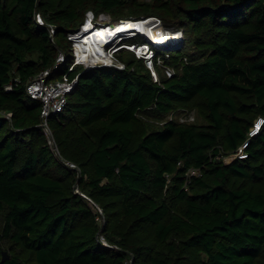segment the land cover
Listing matches in <instances>:
<instances>
[{"label": "trees", "instance_id": "trees-1", "mask_svg": "<svg viewBox=\"0 0 264 264\" xmlns=\"http://www.w3.org/2000/svg\"><path fill=\"white\" fill-rule=\"evenodd\" d=\"M60 1L0 0V108L14 111L12 120L0 114V244L31 255L0 264H129L132 256L133 264H264V125L247 155L219 159L264 116V0ZM128 7L137 15L127 18L184 26L185 46L199 52L154 46L177 67L158 80L130 49L118 56L125 67L73 65L67 32L87 9ZM60 48L67 61L53 68ZM47 68L49 79L78 76L49 118L60 155L42 132V101L26 87ZM191 104H202L205 122L144 119ZM91 201L104 209L103 231ZM142 231L143 242L132 238Z\"/></svg>", "mask_w": 264, "mask_h": 264}, {"label": "rangeland", "instance_id": "rangeland-1", "mask_svg": "<svg viewBox=\"0 0 264 264\" xmlns=\"http://www.w3.org/2000/svg\"><path fill=\"white\" fill-rule=\"evenodd\" d=\"M57 1L58 0H54V4L57 3ZM81 1H83V0H61L60 3L63 4L64 6L68 5L70 7V5L73 6L75 3L78 4ZM47 14L51 16V14L49 12ZM136 15L137 14H135V12L132 10V7H128V8L122 9L121 12H117V13H113V12H110V11L109 12L108 11H100L99 14H96V12L92 8L87 9L85 20L81 23V25L78 28H76L77 30L70 29L67 32V38H69L71 40V44L69 43L68 49H71V52L73 53V56L75 57V53H76L75 46L77 45L78 38L80 37L81 34H83V31H87L86 28L84 29V26L87 25L86 21L88 20V17L94 18L93 23L96 24V26H98L100 24H104V23H108V22L109 23L117 22V21H119L121 19H125L127 17H135ZM39 16L42 17L41 21H45V24H47V21H49V20H46L45 17L42 15V13L38 11L37 12V20L38 21H40L38 19ZM145 17L146 16H143L142 18H145ZM147 18L155 19V21H156L155 23H156V25H158L156 31H157L158 36H159V38H158L159 41L162 39V36L159 35V30H160V32L162 31L161 33L163 35L167 36L169 39H172V42L176 40V39H173V37H175L176 36L175 34L178 33L179 38L176 40V42L172 46L169 45L168 47H173L172 49H174V47L181 48V47L184 46L186 50L194 51V52L198 51L199 52V49L196 47V45L195 44L193 45L191 42H188V44L185 46V43H186L187 40H186V31H185V27L184 26H181V25H179L177 23H169L168 21L164 20L162 17L156 16V15L149 16ZM54 24H55V22H53V21L51 23H49V28L51 29V27ZM167 32H168V34H166ZM128 36L130 37L131 34L128 35ZM138 36H143V40H145V37H144L145 35L142 34V33H136L134 35V37H130L129 39H125V40L127 42H129L130 39L137 38ZM133 42H142V41H138V39H137V40H135ZM133 42H130V43H133ZM168 47L166 46V48H168ZM125 49H127V48L124 47V46H120V44H119L116 47H114V46L109 47L108 50H106V51H107V53L109 52L108 54L112 56V60H114L115 58H118L119 60L124 62L121 59V57H118V56H120L121 53H122V57L123 58H125V59L130 58V52H128V51L125 52L126 51ZM184 59L185 60L188 59L187 55L184 56ZM144 60H145V63L147 64L149 70L151 71L152 76L154 77V79H155V74L157 75L158 79H161L163 76L166 77V75H169V72L174 73L177 70L176 66L167 63V61H164L163 58H161L160 56L159 57H157L156 55L154 56L153 68H151L149 66V63H148L147 59L144 58ZM53 61H54L53 68L54 67L60 68L61 65L64 62L67 61L66 53L60 48L55 53ZM73 61H75V58H74ZM106 61L110 62L111 60L110 61L106 60ZM106 61L101 60V61L97 62L96 65L97 64H99V65L100 64L101 65H114V64H107ZM80 63H82L86 67H89L92 64V62L88 63L87 61H85L84 58H83V62H80ZM73 64H74V62H73ZM44 70L45 69H43L41 71H44ZM153 71H155V74H154ZM56 77L57 78L61 77V74L57 75ZM199 105H200V109L198 107ZM202 108H203L202 104H191L189 106H180L178 108V110L172 111V112L168 113L164 117L162 116L163 118L158 117L157 116L158 114H151V116H147V115L146 116L143 115V116H144L145 121H147L149 123L150 122L162 123L165 120L174 119V118H178L181 121H191V120H187L188 117H191V116H194L195 117L194 120H196L198 122H205L206 120H205V118L203 116L204 113L202 112ZM0 114H2L4 116H7L8 118H10L12 120V118L14 116V111L12 109H1L0 108ZM49 118H50V116L48 118L42 117V121H41L40 124H41L42 132L44 133L45 137L50 142L51 141V137H50L51 130H48L47 127L45 126V125L49 124ZM194 120H192V121H194ZM5 129L4 130H0V135L2 133H4ZM51 144H53V143H51ZM244 144L245 143H242L241 147ZM245 155H247L246 152H241L239 154V153H237V151L236 152H234V151H230V152L223 151L219 155V159H221L224 163H231L234 159H236L238 157L245 156ZM250 185L251 186L253 185V186L263 187V183H261V182L260 183L251 182ZM75 190L78 192V191H81V188L78 185H76ZM89 205H91L92 209L95 211V213L97 215V219L99 220V223L101 224V227L104 224L106 225L107 217H106V214L104 213L103 207H101L98 203H95L94 201H91ZM3 215H4V213L0 212V231H1V228H2V224H3ZM143 232H146V231H142V232L136 234L135 236L132 235V238L137 240L138 242H143L144 241L143 238H144V235H145ZM102 240H104L105 242L109 243V241L107 240L105 235H102ZM112 245H116V244L114 243ZM4 251H7L8 254L10 255V257H12L14 254H18V255H21L23 257L31 256L28 253H22L19 250V248L16 245L12 244V242L9 239H6L4 244H0V258L1 259L3 257ZM132 260L135 261V257L134 256H132V258L130 259V263L129 264L132 263ZM31 262L33 264H36L35 261L33 260V258L31 259Z\"/></svg>", "mask_w": 264, "mask_h": 264}, {"label": "built area", "instance_id": "built-area-1", "mask_svg": "<svg viewBox=\"0 0 264 264\" xmlns=\"http://www.w3.org/2000/svg\"><path fill=\"white\" fill-rule=\"evenodd\" d=\"M38 19L40 20V21H37L39 24H45V21H41L42 20L41 16H39ZM55 32H56V29L53 25L51 27L52 39H54ZM130 34L132 35V33H130V32L122 33L121 36H128ZM166 34H168V32ZM148 39H149L148 40L149 42L148 41L137 42V43H134L133 45H131V47L133 48V50L135 51V53L137 54L138 57H144L145 59H147L149 66L151 68H153L154 56L155 55L157 56L156 51L154 50V46L156 44H160V43H158L157 40L151 39L150 37ZM119 44H120V42H117L113 46L116 47ZM157 47H160V46L157 45ZM161 58H162V56H161ZM75 61H74V63L83 62V58H79V56L75 53ZM107 64H114V65L119 66V67H125V63L122 62L121 60H119L118 58H115L114 60L107 62ZM97 65H99V64H97ZM72 66H71V69H72ZM153 72L155 74V71H153ZM50 73H51V68H47L44 71L37 73L27 83V86H26L27 91L31 94V96L39 98L42 101L41 115L44 118H48L51 115H55V114H58L61 111H63L66 104L68 103L69 93L75 89V86H76L77 81H78V76H71L70 71L63 73L61 77L54 78V79H49L48 76ZM171 74H172V72H169V75H171ZM155 80H158L156 74H155ZM7 88H11V85L9 84L7 86ZM194 119H195V117L191 116V117H188L187 120H194ZM263 125H264V116L259 115L256 118L253 126L251 127V129L249 131V138L244 142L245 144L242 147L240 146L234 152L237 151V153H239V154L241 152H246L245 147H246L250 137L257 134L260 131V129L263 127ZM45 126L47 127V129L50 128L49 124H47ZM50 142H52V141H50ZM181 162L182 161H180V163ZM71 164H72V166H76L74 163H71ZM197 171H198V169L194 168V167L189 169V173H191V174L197 173Z\"/></svg>", "mask_w": 264, "mask_h": 264}, {"label": "bare ground", "instance_id": "bare-ground-1", "mask_svg": "<svg viewBox=\"0 0 264 264\" xmlns=\"http://www.w3.org/2000/svg\"><path fill=\"white\" fill-rule=\"evenodd\" d=\"M155 22V19L152 18H127L121 19L117 22L100 24L98 26H94L91 22H88L86 25L87 31H83V34L78 38L75 47L76 54L79 58H84L85 61L88 63L92 62V64L101 60L110 61L112 60V56L108 54L109 52L107 53L106 50H108V48H106L104 44H108L113 36H116L115 39H118L122 33L142 31L151 39L159 41V36L156 31L158 25H156ZM159 35L162 36L160 41H164L163 43H166L167 45H173L179 38L178 33H176V36L173 37V39L176 40L171 42L172 39L163 35L160 30Z\"/></svg>", "mask_w": 264, "mask_h": 264}, {"label": "clouds", "instance_id": "clouds-1", "mask_svg": "<svg viewBox=\"0 0 264 264\" xmlns=\"http://www.w3.org/2000/svg\"><path fill=\"white\" fill-rule=\"evenodd\" d=\"M89 18V17H88ZM91 18V17H90ZM93 20H94V18H92ZM88 23V21H86V24ZM92 25H94V26H96V24H94L93 23V21H92ZM86 28V25L84 26V29ZM87 30V29H86ZM127 33V32H126ZM130 33H132V35L130 36V37H134V35L136 34V33H142V34H144L145 36V40H143L142 42H144V41H148L149 39V36L145 33V32H142V31H137V32H133V31H131ZM115 37L116 36H113V38H111L110 39V41L108 42V44L107 43H105L104 45H105V47L106 48H109V47H111V46H113V45H115L116 43H117V41L119 40V38L118 39H115ZM129 36L126 38V39H129L130 38ZM129 41V40H128ZM159 42V41H158ZM164 41H160V44H156L155 46L157 47V45L158 46H160L161 48H164V47H168L169 45H167L166 43L164 44L163 43ZM172 42V41H171ZM134 43H137V42H133V43H130V42H127L125 39L122 41V42H120V46H124V47H126L127 49H130V50H133V48L131 47V45H133ZM162 43V44H161ZM134 51V50H133ZM135 52V51H134ZM137 55V54H136ZM80 63V62H79ZM95 66H96V64H94Z\"/></svg>", "mask_w": 264, "mask_h": 264}, {"label": "water", "instance_id": "water-1", "mask_svg": "<svg viewBox=\"0 0 264 264\" xmlns=\"http://www.w3.org/2000/svg\"><path fill=\"white\" fill-rule=\"evenodd\" d=\"M145 18L147 19V17H145ZM92 66H95V65L94 64H91V66H89V67H92ZM48 130H51V128H49ZM50 137H51L52 143L55 146V149H56L57 154L60 155L59 154V151H58V146H57V143L55 141V137L53 135L52 130H51V133H50ZM104 229H105V224L101 227V231H103ZM8 258H10V255L8 254L7 251H4V254H3V257H2V261H6ZM133 262H134V260H132V263L131 264H133Z\"/></svg>", "mask_w": 264, "mask_h": 264}]
</instances>
